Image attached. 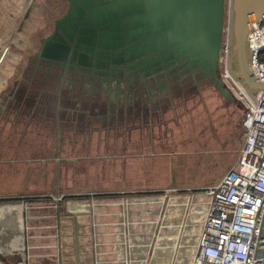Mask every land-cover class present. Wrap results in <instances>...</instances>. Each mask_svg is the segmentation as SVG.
Instances as JSON below:
<instances>
[{
    "label": "rangeland",
    "instance_id": "obj_1",
    "mask_svg": "<svg viewBox=\"0 0 264 264\" xmlns=\"http://www.w3.org/2000/svg\"><path fill=\"white\" fill-rule=\"evenodd\" d=\"M57 5L64 8V0H0V149L7 147L11 151L13 147L10 144L12 141L7 140L16 138L8 135L12 124L18 130L11 133L25 129L21 125L23 121L20 115L7 109L14 106L10 101H13L15 84L26 72V58L35 54L37 39L48 31L50 19L60 13H57ZM43 26H46L45 30ZM226 30L225 21L221 41L224 45L227 42ZM221 57L225 59V53ZM217 67L220 78L224 70L222 62ZM242 114L243 107L237 100L233 104L225 103L214 90L207 88L199 99L190 100L184 107L176 109L164 132L156 134L159 144L153 149L146 150L145 154L136 158L110 162L102 154L97 155L99 152L95 145L83 147V150L80 146L76 147L77 153L62 157L70 158L67 162L71 161L74 165L78 164V158L80 162L83 161L82 167L77 169L76 165L73 172V168L65 167L70 164H63L65 170H69L65 173V178L69 180L57 178L56 183H60L61 188H67L64 190L67 192L81 191L76 194L101 193L110 189L158 190L170 187L158 193L134 194V205L138 208L132 215L137 217L138 222L152 221L156 224L151 232L153 237L146 256L147 264L150 258L154 259L153 256L166 257L169 263H184L189 253L195 252L201 212L206 207L201 187L217 183L234 160L241 143ZM10 151L7 155L11 156ZM128 151H132V146ZM4 156L7 159L0 155V162L27 160L19 155L11 157L13 160L8 159L10 156ZM51 159L52 152L44 161ZM122 164L131 170L122 169ZM104 165L114 168L109 169ZM133 166H137L136 170H133ZM50 177L51 174H46L44 170L40 171V175L32 171L26 178L29 183L21 189L25 192L52 193ZM9 188L14 190V186ZM177 188L187 191H177ZM92 197L97 202L109 200Z\"/></svg>",
    "mask_w": 264,
    "mask_h": 264
},
{
    "label": "water",
    "instance_id": "obj_2",
    "mask_svg": "<svg viewBox=\"0 0 264 264\" xmlns=\"http://www.w3.org/2000/svg\"><path fill=\"white\" fill-rule=\"evenodd\" d=\"M262 14L264 0H67V10L39 40L35 55L67 59L87 73L118 68L121 74L124 69L131 79L162 73L172 83L195 74L225 103L233 104L215 74L224 50L226 71L255 108L254 94L264 91V84L248 68L252 52L246 37ZM24 163L0 164L8 184H16L18 176L29 171Z\"/></svg>",
    "mask_w": 264,
    "mask_h": 264
},
{
    "label": "flooded vegetation",
    "instance_id": "obj_3",
    "mask_svg": "<svg viewBox=\"0 0 264 264\" xmlns=\"http://www.w3.org/2000/svg\"><path fill=\"white\" fill-rule=\"evenodd\" d=\"M57 7L60 13L50 19L48 31L37 39L38 48L39 40L49 35L54 21L64 15L67 0H64V8ZM25 61L26 72L15 84L13 101H10L14 106L7 109L20 115L21 124L26 126V131L16 135L17 148L22 153L29 149L43 157L51 156L52 152L63 164L70 162L62 156L73 155L78 152L76 147L83 150L90 142L96 146L97 155L128 152L130 146L134 151L153 149L159 144L156 134L164 132L176 109L199 99L201 93L210 88L208 81L195 74L168 83L162 73L131 79L126 77L124 69L121 74L118 68L87 73L83 68L68 64L67 59L54 61L33 54ZM217 66L215 74L220 79ZM31 143H38L41 151L27 148ZM10 144H14L13 141ZM7 154V147L0 149L5 159ZM44 171L48 174L50 169Z\"/></svg>",
    "mask_w": 264,
    "mask_h": 264
},
{
    "label": "crops",
    "instance_id": "obj_4",
    "mask_svg": "<svg viewBox=\"0 0 264 264\" xmlns=\"http://www.w3.org/2000/svg\"><path fill=\"white\" fill-rule=\"evenodd\" d=\"M10 130L17 132L18 129L14 126ZM11 131L8 135L12 138L22 133V130L18 133H11ZM13 139L11 151L7 148V151L11 153L8 159L19 156L25 159L26 157L27 160L20 162H25L30 172L19 175L17 183L11 185L8 184L7 176L3 177L0 173V264H147L146 256L153 237L151 232L156 224L152 221L138 222L137 217L132 215L138 208L134 205L136 199L134 194L158 192L168 190L170 187L158 190L110 189L101 193L67 192L64 191L67 188H61L60 183H56V179L65 178V173L69 171L65 170L66 168L76 169V165L81 168L83 161L80 162L77 158L78 164L74 165L70 161V166L64 168L63 163L58 159L54 160V156L51 161H44L45 157L34 155L35 153L28 151L29 149L22 153L20 148H17L15 141L17 138ZM37 144L31 143L27 148L41 151L40 145ZM89 146H93V143L86 145V147ZM144 152L132 150L104 153L102 157L110 159V162L122 161L139 157ZM149 154L152 155V153ZM65 160L68 161L70 158ZM123 165L125 164L120 166L122 169L131 170ZM104 166L109 169L114 168L112 165ZM135 167L137 168L133 166V170H136ZM46 168L50 169L52 193L25 192L21 189L24 184L29 183L26 178L32 171L40 175V171ZM228 168L222 173L220 179ZM213 185L201 187V189ZM12 186L14 190L9 188ZM176 190L187 191L179 188ZM93 195L95 198L109 200L97 202L93 200ZM204 212L205 208L201 212L202 221ZM202 221L199 222L200 226ZM200 226L195 244H197ZM262 233L264 234V220ZM193 254L189 253L184 263L178 261L169 263L166 257L161 259L159 256H153L154 259L150 258L148 264H191Z\"/></svg>",
    "mask_w": 264,
    "mask_h": 264
},
{
    "label": "built area",
    "instance_id": "obj_5",
    "mask_svg": "<svg viewBox=\"0 0 264 264\" xmlns=\"http://www.w3.org/2000/svg\"><path fill=\"white\" fill-rule=\"evenodd\" d=\"M246 45L248 68L264 84V14L251 24ZM222 53L220 81L243 107L241 143L219 182L201 189L206 207L191 264H264V91L254 94V108L226 71Z\"/></svg>",
    "mask_w": 264,
    "mask_h": 264
},
{
    "label": "trees",
    "instance_id": "obj_6",
    "mask_svg": "<svg viewBox=\"0 0 264 264\" xmlns=\"http://www.w3.org/2000/svg\"><path fill=\"white\" fill-rule=\"evenodd\" d=\"M259 59H260L261 61H264V52H262V53L260 54Z\"/></svg>",
    "mask_w": 264,
    "mask_h": 264
}]
</instances>
